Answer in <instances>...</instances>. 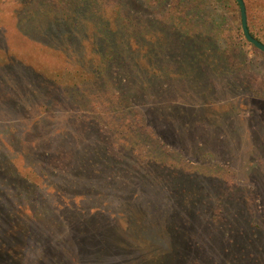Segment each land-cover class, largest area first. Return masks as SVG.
<instances>
[{
  "label": "rangeland",
  "instance_id": "374dc122",
  "mask_svg": "<svg viewBox=\"0 0 264 264\" xmlns=\"http://www.w3.org/2000/svg\"><path fill=\"white\" fill-rule=\"evenodd\" d=\"M171 1L106 0L105 7L97 9L96 12V14L104 16V22L99 24L90 19L86 23L88 24L86 28H93L100 33L103 23H107L108 28L113 32L115 30L113 20L125 13L130 17H137L141 25L150 26L147 29L146 38L136 41V43H132L129 39L124 41L125 45H121L118 43L116 34H113L114 44L121 45L126 50V64L131 65L134 62L140 65L141 68L140 71H137L136 77L141 83L139 85L137 80L131 82L133 79H129L130 82L128 80L126 85L122 79H119L115 89L113 83L109 84L108 88L111 94L114 92L116 96L124 95L120 100L124 101L125 96L128 100L130 96L134 97L125 105L129 111H135L131 113L129 119L134 114L133 118L138 120V125L142 126L143 130L149 131L152 144H157L166 153V156L163 155L161 158L168 163V166L160 168L158 164H155L149 170L157 169L156 172L160 170L159 176L165 180L160 188L157 186L158 183H153L155 189L159 191L156 194L161 195L162 202L168 205L172 201L173 194L177 195L181 191L183 194L186 193V197L190 196L195 199V210L193 211L198 216L194 220L198 225H201L193 235L191 234V241H196L201 237L205 239L212 233L223 237L225 232L230 231L229 227L232 224L230 220H233L238 224L239 233H242L239 234L240 243L245 247V256H251L253 264H261L264 261V54L244 38L247 44L240 39V33L242 34L240 15L235 2L219 0V3L218 1H212V3L211 0H200L201 5L204 6L203 9L196 7L189 11L186 17L182 16L180 20L177 17L173 19L174 15L170 16V22L165 15L166 8ZM186 1L193 5L190 0ZM82 15L84 16L85 12ZM0 18L4 19L1 15ZM12 26L6 28V35L0 40V57L4 53L6 41L11 47L19 44L12 39L15 32V26ZM58 33L55 25L43 32L46 36ZM186 33L189 34L188 37H185ZM15 34L17 33L15 32ZM21 39L24 40L23 37ZM26 44L18 49L20 53L33 60H36L33 55L46 59L47 56L34 49H42L41 45H35L27 39ZM48 44L54 46V43ZM178 54H185L186 57L183 61L175 60ZM61 59L59 60L55 55L54 58H50L52 61L48 63L52 67L45 65L47 70L49 68L54 70L50 75L55 81L47 83L45 88L40 89L35 79L38 74H35L34 78L30 80V84L31 89H37L46 92V94L52 91L58 95L65 90L67 95L61 99L52 97L34 102L32 99H27L23 92L24 88L30 86L27 80L12 81V90H18V95L22 94L19 100L20 106H17L20 107L19 109L34 108L42 114L48 112V116L41 117L37 114V117H24L22 111L21 114L26 121L25 125L24 120L21 119L15 127L17 131L24 129L23 135L18 137L14 129H4L1 126L0 140L8 137L3 140L2 145L7 151L12 152L11 159L19 157L18 160L20 155L30 153V149L40 147V145L46 146L51 142L54 146L55 144L57 146L64 145L67 155L63 154L54 158L51 165L48 162L45 163L47 168H38L37 176L32 175L31 181L27 185L33 187L32 183L36 184L41 192L59 186L64 188L65 192H70L71 196L68 195L69 197L74 198L71 201L72 206H87L85 208H93L91 211H94V205L87 199L89 195H85L88 193L83 192L80 187L67 188L68 180H63L62 172L65 168L67 169L63 160H66L71 154L74 144L77 148L88 147L93 151L99 148L103 151V155L108 157L110 154V159L119 165L118 178L123 176L128 163H130L129 169L135 170L136 167L141 168L142 160L152 159L151 157L156 154L149 150L148 145L142 146L141 149L135 145L134 148L138 155H133V157L131 153L126 155V151L119 154L115 142L110 143L109 139L106 141L104 138L109 130V125H106L108 124L107 115L114 118L106 109L99 110L100 121L95 120L94 130L85 131L91 126L85 122L88 116L79 115V110L75 107L77 105L76 97L73 96L69 99V96L74 95V91L85 93L87 90L84 89L88 88L82 85L74 89L69 73L58 75L57 64L63 68H70V65L78 63L75 62L77 60L74 56H71L70 59L62 56ZM81 63L84 68V63ZM40 67H37V72ZM1 71L9 73L11 70L3 68ZM15 72L18 70L15 69ZM188 77H193V81H186ZM113 78L121 77L112 75L107 79L110 82ZM232 80L234 83L230 82ZM199 81L209 82L212 88L200 87ZM163 90L167 91L163 92ZM113 101L114 99L110 98L105 102L109 109L112 108ZM26 103L27 106L24 107ZM8 106L6 105V107ZM10 106L15 108L13 105ZM49 112H59V114L56 118H52L54 113L49 115ZM76 112L77 115H72ZM254 113L255 117L253 118ZM140 116H143L142 119ZM43 118L49 122L44 125H35ZM179 132L182 136L186 132L187 136L192 137V146L180 143ZM61 133L65 135V142L57 140L59 138L57 135ZM16 140L19 141L18 144H16ZM111 148H115L116 151L113 152ZM199 150L200 153H198ZM23 152L24 154H21ZM123 157H125V161L121 162ZM128 157L131 159L130 162H128ZM175 160H179L176 167L172 166V162ZM24 161L30 164V159L26 156ZM16 164L19 165L20 162H16ZM169 164H171L170 167ZM129 173L131 174L132 171ZM143 177L147 184L148 178ZM225 187L227 189L225 191H237V197L228 196V199L225 198L223 194ZM151 201H148L150 205ZM60 203L63 204L62 201ZM102 204L100 210L104 211L110 203L106 200ZM217 207L223 210L228 221L214 227L211 218L213 210ZM43 213L44 209L41 208L39 212H34L33 217L21 219L24 221L25 227L22 228L18 237L24 234L30 240L28 244L32 243L37 248L32 251L34 254L28 251L29 255L25 258V264H35L32 260L40 255L39 252L41 249L43 250V247L49 250L51 246H61L58 249L63 252V248L66 251L69 246V239L72 236L67 233L66 228L62 226V231L60 229L56 232L53 226V217L39 215ZM84 214L89 216L86 212L79 214L78 220L85 222ZM94 214L95 212L92 213V217ZM112 219L114 225L120 226L124 230L126 238L128 237L127 239L130 241V246H136L133 253L146 250V252L156 254V251L150 249L165 248L166 245L160 233L158 234L155 229L139 222L134 214L128 211H123V213L119 211L114 213ZM7 229L12 231V226L6 222L5 216L1 215L0 247H3L4 243L9 245L4 235ZM60 233L67 240L65 244L58 239ZM97 233L92 227H87L84 233L83 231L78 232L72 238L73 242L70 239V243H73L70 248L75 251L70 255L71 260L69 256L70 262L66 263L65 259L60 258L55 264H95L92 262V256L97 246ZM23 249L22 246L17 248L18 252L24 253ZM201 252L204 257L209 254L206 248H203ZM0 254L3 255V249ZM47 257L49 258V256ZM49 261L48 259L47 263ZM109 262L111 264L115 262L114 256L109 258ZM156 263L157 261L154 262V264Z\"/></svg>",
  "mask_w": 264,
  "mask_h": 264
},
{
  "label": "trees",
  "instance_id": "16d2710c",
  "mask_svg": "<svg viewBox=\"0 0 264 264\" xmlns=\"http://www.w3.org/2000/svg\"><path fill=\"white\" fill-rule=\"evenodd\" d=\"M190 1L193 5L186 0H172L166 8L165 16L168 17L166 19L171 22L170 16L174 15L173 19L177 17L180 20L182 16L186 17L192 9L196 7L199 9L204 8L200 0ZM212 1H218L219 3V0ZM228 1L235 2V0ZM243 1L246 6L250 34L264 43V0ZM106 3V0H0V15L4 17V19L0 18V40L6 35V28L13 25L12 27L15 26L17 34L14 32L12 39L19 43L11 47L6 41L4 53L0 57V127L14 129V132H17L16 135L20 137L23 135L24 129L17 131L15 125H18L17 123L21 119L24 120L23 123L25 125L24 117L26 116L37 117V114L41 117L48 116V112L42 114V112H37L34 108L19 109L20 107L17 106H20L19 100L22 94L18 95V90H12L11 83L14 80L17 82H22V79L27 80L30 86L24 88L23 92L27 99H32L34 102L41 99H51L52 97L53 99L64 98L67 95L65 90L58 95H55L52 91L46 94V92L31 89L30 80L34 78L35 74H38L36 75L37 78H35L36 82L40 89L45 88L47 83L55 81L50 75V73L53 74L54 70L45 68L46 64L52 67L48 64L52 61L50 58H54L57 55L59 60H62V56H65L66 59L74 56L77 60L75 62L78 63L70 65V68H63V66L57 64V73L58 75L69 73L74 89L82 85L88 88L84 89L87 90L85 93L74 91V95L69 96V99L73 96L76 97L77 105L75 107L79 110V115L88 116L85 122L91 124V126L86 128L85 131L94 130L95 120L100 121L99 110L103 111L106 109L114 118H111L109 114L107 115L108 124L106 125H109V130L104 138L106 141L109 139L108 142L110 143L115 142L119 154L126 151V155L131 153L133 157V155H138L136 148H134L135 145L140 147V149L142 146L148 145L149 150L153 151L156 156L151 154L154 157L142 160L140 162L141 168L136 167L135 170L129 169L130 163H128L124 169L123 176L118 178L119 165L110 159V154L108 157L103 155V151L99 150V148L93 151L88 147L77 148L74 144L71 154L68 155L66 160H63L65 167L67 166V169L65 168L62 172L63 180H68L67 188L72 187V189H75L80 187L83 192L88 193L85 195H89L87 199L91 201L95 209L91 211L93 208H85L87 206H72L71 201L74 198L69 197L70 192H65L64 188L49 186L51 187L49 190L41 192L36 184L32 183L33 187L27 185L31 181L30 177L32 175L37 176L36 170L38 168H47L48 166L45 163L48 162L51 165L54 158L63 154L67 155L64 145L57 146L55 144L54 146L52 142L46 146L40 145V147L30 149V153H21L24 155H20L18 160L19 157L11 159L12 152L7 151L2 145L3 140L8 137L2 138L0 140V216L4 215L6 217V222L12 226V231H9L10 229L5 230L4 235L9 245L7 246L4 243L3 247H0V252L3 249V255L0 254V262L2 264H25V258L29 255L28 251L34 254L32 251L37 250V248L32 243L28 244L30 240L24 234L21 237L20 235L18 237V234L25 227L24 221H21V219H29L34 216V212H39L43 208L44 213L39 215H42V217L47 215L53 217L54 220L52 218V221L55 231L58 232L64 226L67 233L72 236L70 238L72 242V238L80 231L84 233L87 227H92L93 230L98 232L97 246L92 256V262L95 264H111L109 258L112 256L115 258V262H112V264H154L156 261V264H253L251 256H245V247L241 246L240 243L239 234L242 233H239L238 224L233 222V220L229 218L232 221L229 227L230 231L225 232L223 237L218 236L217 233H212L205 239L201 237L196 241H191V234L193 235L201 225H198L197 221L194 220L198 216L193 211L195 210V199L190 196L186 197V193L183 194L181 191L177 195L173 194L172 201L168 205L162 202L160 199L161 195L156 194L159 191L155 189L153 183H158L157 186L160 188L165 180L162 176H159L158 172L160 170L157 172V169L149 170L155 164H158L160 168L168 166V163L161 158L163 155L166 156V153L157 144H152V137L149 136V131L143 130L142 126L138 125V120L133 118L134 114L129 119L131 113L135 111H129L125 105L134 97L130 96L128 100L125 96L124 101L120 100V98L123 99L124 95L116 96L114 92L111 94L108 88L109 84L112 83L113 88L117 86L119 79H122L126 85L129 79H133L131 82L137 80L140 85L141 81L138 80L136 74L141 67L134 62L131 65L127 63L128 68L126 67V50L121 45H125V40L130 39L132 43H136V41L145 39L147 29L150 26L141 25L137 17H130L125 13L113 20V25L115 26L113 32L108 28L107 23H103L100 33L93 28L87 29L86 26L88 24L86 23L90 19L99 24L104 22V16L96 14V12L97 9L105 7ZM83 12H85L84 16L82 15ZM53 25H55V29L59 33L48 34L49 37L44 35L43 32ZM114 33L117 36L118 43L121 44L120 46L112 41ZM188 36L189 34L186 33L185 37ZM190 36L193 37L194 35ZM22 37L24 40L21 39ZM26 39L35 43V45H41L43 50L34 49L37 52L41 51L40 53L47 56L46 59L33 55V58L35 57L36 59L33 60L27 55L20 53L18 49L26 44ZM240 39L244 41L241 33ZM48 43H54V46ZM244 43L247 44L245 41ZM135 47H137V44H135ZM52 55L54 56L52 57ZM185 57V54H178L176 58H172L183 61ZM79 61L84 63V68ZM37 67H40L38 69L39 72H37ZM3 68H8V71H11L9 73L2 72ZM15 69L18 72H15ZM112 75H117L121 78H113L109 82L107 78ZM186 81H193V77H188ZM36 82H34L35 85ZM230 82L234 83V80ZM199 86L208 89L211 84L199 81ZM165 91L167 90H163V92ZM110 98L114 99L111 109L105 103ZM6 105L9 106L6 107ZM10 105L15 108H11L12 106ZM26 106L27 103L24 107ZM22 111L24 117L21 114ZM53 113L49 112V115L53 114L52 118H56L59 114V112ZM94 113H96L95 116ZM148 113H150V110H148ZM75 114L77 115V112L72 115L75 116ZM252 116L254 118L255 113ZM142 117L140 116V119ZM48 122L43 118L35 125H44ZM178 134L180 143L192 146V137L187 136L186 132H184L183 136L180 132ZM57 136L59 137L57 138L58 141L63 140L65 142L63 133ZM16 141V144H18L19 141ZM116 149L114 148L112 151L115 152ZM225 149L227 150V146ZM198 153H200V150ZM14 155L16 156V154ZM25 156L30 159V164L25 163ZM153 159L158 160L155 161ZM124 161L125 157L122 158L121 162ZM130 161L131 159L128 157V162ZM178 161L172 162V166L176 167L179 163ZM16 162H20V164L17 165ZM170 166L171 164H169ZM129 171H132V173L130 174ZM183 171L186 172V170ZM143 176H146V179L148 178L147 184H145ZM225 190H227L226 187L223 190L225 198L228 199V196L237 197V191L230 192V190ZM168 191L170 192V190ZM106 200L110 204L102 211L100 206H103L102 203L106 202ZM61 201L63 204L60 203ZM148 201H151V205ZM38 208L40 209L38 210ZM112 211H114L113 215ZM119 211L121 213L128 211L134 214L139 222L155 229L158 234L160 233L166 245L165 248L156 247V250L154 248L150 249L151 251H156V254H151L146 252V250L136 254L133 253L136 246L131 247L124 230L120 226L114 225L112 218L114 213ZM85 212L89 214V216L83 215L86 221L78 220L77 216ZM93 212L95 214L92 217ZM227 221L220 207L213 210L211 222L214 227L223 225ZM1 235L2 231L0 240L2 238ZM27 235L29 234L27 233ZM61 235L62 233L59 234L60 238L58 239L65 244L67 240ZM70 239L66 251L64 248L63 252L58 249L61 246H51L49 250L43 247V250L41 249L39 252L40 255L32 261L35 264H55L60 258H63L66 263L67 261L70 262L69 256L75 252L70 248L71 244H73L70 243ZM18 246L24 248V253L22 251L18 252ZM203 248H206L209 252L207 257H204L201 252ZM48 259L50 260L49 263H47ZM261 264H264V261Z\"/></svg>",
  "mask_w": 264,
  "mask_h": 264
},
{
  "label": "water",
  "instance_id": "95a60500",
  "mask_svg": "<svg viewBox=\"0 0 264 264\" xmlns=\"http://www.w3.org/2000/svg\"><path fill=\"white\" fill-rule=\"evenodd\" d=\"M239 8L240 28L243 38L251 44L255 49L264 54V43L254 38L248 29L246 6L243 0H235Z\"/></svg>",
  "mask_w": 264,
  "mask_h": 264
}]
</instances>
